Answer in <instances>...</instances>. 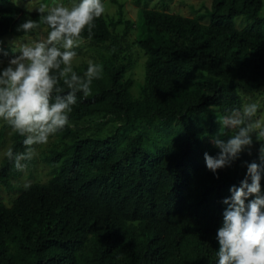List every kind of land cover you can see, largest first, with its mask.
Masks as SVG:
<instances>
[{
    "label": "trees",
    "instance_id": "1",
    "mask_svg": "<svg viewBox=\"0 0 264 264\" xmlns=\"http://www.w3.org/2000/svg\"><path fill=\"white\" fill-rule=\"evenodd\" d=\"M119 8L118 19L104 13L93 21L91 37L87 28L82 33L114 50L102 55L91 95L76 94L68 124L58 131L72 142L47 157L49 179L15 186L12 177L21 172L14 161L5 156L0 163V192L20 189L11 204L0 201V264H218L223 201L232 186L251 183L247 163L260 165L264 195V142H253L216 173L204 158L220 151L212 142L221 127L213 109L221 115L243 109L238 83L264 88V0H212L208 23L144 8L145 36L137 44L147 61L138 96L133 62L121 61L115 50L124 18ZM240 17L247 21L242 28ZM29 19L39 21L40 14L0 0V39L33 35L38 29L18 31ZM87 67L73 70L83 77ZM59 86L62 94L70 91L63 81ZM95 115L126 123L105 138L81 137L69 124ZM134 119L155 125L163 141L146 145L139 132L122 146L121 131ZM225 133L226 140L232 133ZM25 138L14 133V154L26 151Z\"/></svg>",
    "mask_w": 264,
    "mask_h": 264
},
{
    "label": "clouds",
    "instance_id": "2",
    "mask_svg": "<svg viewBox=\"0 0 264 264\" xmlns=\"http://www.w3.org/2000/svg\"><path fill=\"white\" fill-rule=\"evenodd\" d=\"M15 2V0H13ZM40 20H26L18 31L31 33L46 25V37L21 43L13 52L9 66L0 72V118L11 128L25 136L26 151L15 153L8 149L6 157L14 161L17 171H24V161L33 158V145L47 144L50 135L63 129L69 120L68 114L77 103V93L91 95V84L102 73V67L89 62L84 76L73 70L76 52L83 42L82 33L87 28L92 35L93 21L105 12L102 0H78L70 6L41 4L36 8ZM0 51H3L0 48ZM7 54V53H5ZM60 81L70 91L62 94ZM55 98L53 101V94ZM258 105L250 103L242 110L217 116L220 132L212 138L220 151L217 156L205 152L206 167L213 173L229 166L245 148L256 140L264 142V119L257 118ZM225 129H231L228 139H222ZM264 159V144L261 147ZM247 163V162H246ZM247 175L240 187L232 186V196L223 202V225L217 231L219 250L218 264H264V195L261 194V169L256 162L247 163ZM31 185L26 183L25 189ZM254 196L246 203L248 197Z\"/></svg>",
    "mask_w": 264,
    "mask_h": 264
},
{
    "label": "rangeland",
    "instance_id": "3",
    "mask_svg": "<svg viewBox=\"0 0 264 264\" xmlns=\"http://www.w3.org/2000/svg\"><path fill=\"white\" fill-rule=\"evenodd\" d=\"M17 4L25 10L36 11V8L41 4L53 6L55 4H64L70 6L78 0H15ZM105 6V14L107 18L118 19L119 4L123 6V23L118 26L116 35L118 42L115 50L119 52L121 61L127 63L128 60L133 62L130 77L134 81L135 95L140 94V84L144 81V72L146 67L147 55L142 50L137 42L145 36V24L143 21V9H158L161 11L175 13L183 16L194 17L200 19L203 23L209 22L208 11L211 8L212 0H117V3L112 0H102ZM38 12V11H36ZM264 16V8L261 11ZM130 23L127 24L126 21ZM237 26L242 28L247 23L245 17H240L236 21ZM46 28H40L33 35L16 37L14 35L6 36L0 39V72L9 66L12 58L19 55L18 51L13 52V46H18L21 43H31L33 40L46 37ZM127 30V32H126ZM107 46H101L88 39H83L79 47L73 49L76 52V57L73 60V67L92 62L102 67V55H107L114 50L112 44L107 43ZM7 53V54H5ZM238 92L242 96L243 107L250 103L258 105L257 118L264 119V88L252 89L247 85L238 83ZM217 116H222L217 108L212 111ZM69 121V120H68ZM126 119H116L113 117L92 116L81 120L78 123L70 122L71 127H75L81 137H101L105 138L112 135L116 129L124 125ZM160 120L156 119L155 124L158 125ZM3 131V132H2ZM139 132H145L144 142L146 145L153 146L155 143L160 144L162 140L161 134L156 131L155 125L147 124L145 120H132L125 131H121L120 141L122 146L126 145L129 138ZM228 133H232L231 129H227ZM15 131L8 126L7 121L0 118V163L6 156V152L11 148L14 140ZM257 141L253 134V142ZM71 143L72 138L67 137L62 139L60 133L57 132L50 135L47 144L33 145L34 155L31 163L27 165L24 171H19V176H13L12 182L15 186L23 187L26 183L46 182L50 177V164L47 162V157H50L54 148H62L63 144ZM247 149V148H245ZM26 164V163H25ZM20 193L19 188H14L12 191L2 189L0 192V201L11 204L15 197Z\"/></svg>",
    "mask_w": 264,
    "mask_h": 264
}]
</instances>
